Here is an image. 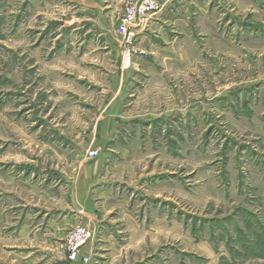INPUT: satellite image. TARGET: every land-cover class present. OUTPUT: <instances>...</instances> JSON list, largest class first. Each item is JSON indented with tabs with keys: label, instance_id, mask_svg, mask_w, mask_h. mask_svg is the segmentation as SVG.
I'll use <instances>...</instances> for the list:
<instances>
[{
	"label": "rangeland",
	"instance_id": "rangeland-1",
	"mask_svg": "<svg viewBox=\"0 0 264 264\" xmlns=\"http://www.w3.org/2000/svg\"><path fill=\"white\" fill-rule=\"evenodd\" d=\"M126 1L0 0V264H264V0Z\"/></svg>",
	"mask_w": 264,
	"mask_h": 264
},
{
	"label": "built area",
	"instance_id": "built-area-1",
	"mask_svg": "<svg viewBox=\"0 0 264 264\" xmlns=\"http://www.w3.org/2000/svg\"><path fill=\"white\" fill-rule=\"evenodd\" d=\"M169 0H127L126 9L120 16L116 32L127 40L137 37L140 30H145L148 21L158 14ZM86 238L85 233L77 235L76 245ZM76 254L73 252V257Z\"/></svg>",
	"mask_w": 264,
	"mask_h": 264
},
{
	"label": "crops",
	"instance_id": "crops-1",
	"mask_svg": "<svg viewBox=\"0 0 264 264\" xmlns=\"http://www.w3.org/2000/svg\"><path fill=\"white\" fill-rule=\"evenodd\" d=\"M106 1V0H105ZM185 0H169L164 8L155 16H153L147 23V27L145 30H140L142 34H149V32H154L157 30V28H163L165 25L170 22V17L172 14H175V11L178 12L179 8L181 7V3L184 2ZM122 2L125 3V0H122ZM124 5V4H123ZM109 5L106 6L105 10H109ZM123 9V8H121ZM104 10V8L102 9ZM104 23L106 21L103 20ZM117 24V23H116ZM115 31V30H114ZM140 33V34H141Z\"/></svg>",
	"mask_w": 264,
	"mask_h": 264
}]
</instances>
